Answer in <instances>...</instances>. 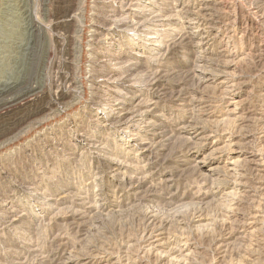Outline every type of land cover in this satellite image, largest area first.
<instances>
[{"label":"rangeland","instance_id":"1","mask_svg":"<svg viewBox=\"0 0 264 264\" xmlns=\"http://www.w3.org/2000/svg\"><path fill=\"white\" fill-rule=\"evenodd\" d=\"M0 141V264H264V0H0Z\"/></svg>","mask_w":264,"mask_h":264},{"label":"bare ground","instance_id":"2","mask_svg":"<svg viewBox=\"0 0 264 264\" xmlns=\"http://www.w3.org/2000/svg\"><path fill=\"white\" fill-rule=\"evenodd\" d=\"M33 58H34V57H33ZM31 89H32V88H31ZM27 91H28V90H27ZM29 91H30V90H29ZM32 91H33V90H32ZM28 94H29V93H28ZM17 95H18V94H17ZM22 95H23V94H22ZM24 95H25V94H24ZM34 95H35V94H34ZM27 96H28V95H27ZM30 96H31V95H30ZM64 96H65V95H64ZM60 98H62V97H60ZM24 100H25V99H24ZM31 100H32V99H31ZM60 100H61V99H60ZM70 100H71V99H70ZM70 100H69V102L71 103ZM11 102H12V101H11ZM13 102H14V101H13ZM62 102H63V101H62ZM65 102H66V101H65ZM26 104H27V103H26ZM67 105H68V104H67ZM20 121H21V120H20ZM18 122H19V121H18ZM18 122H17V123H18ZM21 122H22V121H21ZM23 122H24V121H23ZM19 123H20V122H19ZM20 124H21V123H20ZM22 124H23V123H22ZM7 132H8V131H7ZM8 133H9V132H8ZM19 135H20V134H19ZM5 137H6V136H5ZM14 137H16V136H14ZM17 137H18V136H17ZM17 137H16V138H17ZM6 139H7V138H6ZM8 140H9V141H13V140H11V139H8ZM15 140L17 141V140H19V139H15ZM2 141H3V140H2ZM2 141H0V142H2ZM6 144H7V143H6ZM0 145H1V144H0ZM2 145H3V143H2ZM4 145H5V144H4ZM4 145H3V146H4ZM4 147H5V146H4Z\"/></svg>","mask_w":264,"mask_h":264}]
</instances>
